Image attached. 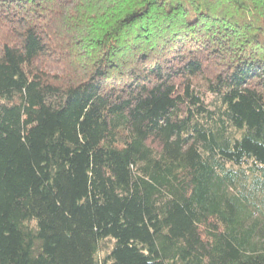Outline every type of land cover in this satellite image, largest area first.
Instances as JSON below:
<instances>
[{
  "label": "trees",
  "instance_id": "16d2710c",
  "mask_svg": "<svg viewBox=\"0 0 264 264\" xmlns=\"http://www.w3.org/2000/svg\"><path fill=\"white\" fill-rule=\"evenodd\" d=\"M0 264H264V0H0Z\"/></svg>",
  "mask_w": 264,
  "mask_h": 264
}]
</instances>
